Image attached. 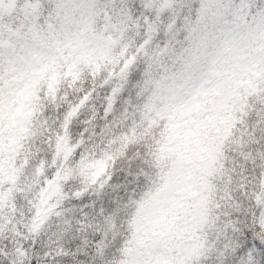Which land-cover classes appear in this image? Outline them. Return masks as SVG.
Returning a JSON list of instances; mask_svg holds the SVG:
<instances>
[{"label":"snow or ice","instance_id":"1","mask_svg":"<svg viewBox=\"0 0 264 264\" xmlns=\"http://www.w3.org/2000/svg\"><path fill=\"white\" fill-rule=\"evenodd\" d=\"M0 264H264V0H0Z\"/></svg>","mask_w":264,"mask_h":264}]
</instances>
